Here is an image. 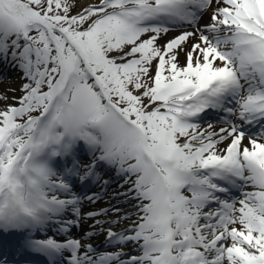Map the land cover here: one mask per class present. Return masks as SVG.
<instances>
[{"label":"snow or ice","instance_id":"obj_1","mask_svg":"<svg viewBox=\"0 0 264 264\" xmlns=\"http://www.w3.org/2000/svg\"><path fill=\"white\" fill-rule=\"evenodd\" d=\"M10 73L0 264H264V0H0Z\"/></svg>","mask_w":264,"mask_h":264},{"label":"bare ground","instance_id":"obj_2","mask_svg":"<svg viewBox=\"0 0 264 264\" xmlns=\"http://www.w3.org/2000/svg\"><path fill=\"white\" fill-rule=\"evenodd\" d=\"M19 84H20V81L14 77V80L11 81V84L10 85L4 84L5 85L4 86V89L7 88V87H9V86L18 88L19 87ZM115 186H116L115 184L112 185L113 188ZM109 191H111V190H109ZM99 206H107V205H105L104 202L101 201L99 203ZM76 235L79 236V233H77ZM102 239H103V237L100 238V240H102ZM100 240H97L96 243H99Z\"/></svg>","mask_w":264,"mask_h":264},{"label":"rangeland","instance_id":"obj_3","mask_svg":"<svg viewBox=\"0 0 264 264\" xmlns=\"http://www.w3.org/2000/svg\"><path fill=\"white\" fill-rule=\"evenodd\" d=\"M1 88H2V85H0V90H3ZM8 95L11 96L12 93H9ZM16 95H19V92H17ZM9 102H11V101H9ZM2 106H3V104H2V102H0V107H2Z\"/></svg>","mask_w":264,"mask_h":264}]
</instances>
